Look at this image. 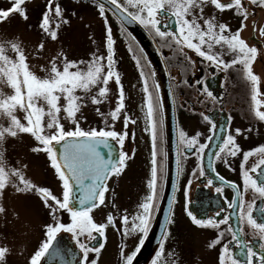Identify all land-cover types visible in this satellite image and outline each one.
<instances>
[{
	"label": "snow or ice",
	"instance_id": "1",
	"mask_svg": "<svg viewBox=\"0 0 264 264\" xmlns=\"http://www.w3.org/2000/svg\"><path fill=\"white\" fill-rule=\"evenodd\" d=\"M26 2L29 0H10L11 8L0 9V24L7 21L13 14H18L23 20H27V10L23 7ZM54 3L55 8H53ZM246 3L258 9H264V0H230L228 3H223L222 0H104L98 4V11L105 20L107 54L93 55L90 61L85 62L69 60L63 52H58L48 62L47 68L41 67V71L46 73L43 77L32 70L29 55L33 54H26L18 38L0 41V216L6 212L3 206L5 191L13 188L20 194L36 195L48 209L52 220L45 225L46 238L32 254L28 264H42V262L52 264V261L60 255L56 242L61 232L72 235L82 253L81 264H98L104 243L90 246L81 238L86 237L90 242L97 240L98 235L106 240L105 233L109 226L122 232L125 237L140 236L137 247L130 255L125 256L126 245L120 246L122 264H133L149 235L154 214L158 211L157 183L160 173L158 172L157 138L160 123L158 114L161 108L160 85L153 79L156 73L151 68V62L146 59L143 49H139L140 55H136L133 48L135 37L127 33L130 36L128 51L133 53L132 58L139 71L142 90L145 94L144 107L147 120L145 130L149 133L152 142L151 179L148 183L150 191L144 202L139 205V211L131 217L124 214L117 218L109 213L106 223L99 224L92 216L95 209L107 206L106 194L109 192L107 182L113 176H120L127 166V160L131 159L122 151L128 132L126 130L117 132L115 124L122 119L124 128L127 129L129 124L136 123L126 113L124 85L121 74L116 69V41L112 28L107 22L106 13L111 11L113 15H116L122 27L125 24L141 25L153 37L159 38L161 48L172 49L192 66L196 62L185 49L194 53L201 61L208 62L209 66L224 72L237 71L249 84L253 116L258 121L264 122V111L261 110L264 108V99H261L264 97V92L260 88V77L253 69L259 50L255 46H250L241 36L247 27L249 17L253 15L246 7ZM106 4L111 8H106ZM209 6L221 13L226 10L233 11V14L240 18V26L232 31L227 24L219 23L215 15L206 17L205 9ZM53 14L56 18L55 28L52 27ZM68 23L60 4L56 3V0H47L46 11L38 25L41 32L52 41H56L61 24ZM253 30L254 32L258 30L259 36L264 37V27L259 29L254 27ZM44 51L45 43L41 41L35 48L33 58L43 59ZM225 55L231 56L232 59L225 60ZM110 82L116 84L118 96L115 107L105 114L101 112L99 106L108 102L111 91ZM5 87L11 89V94L4 92ZM204 91L213 100L216 99L207 87ZM89 103L97 106L95 111L103 118L104 128L85 130L81 127L84 119L82 109ZM18 112L23 113V119L17 115ZM109 118L112 121L111 124L108 123ZM203 118L210 124V134L206 142H200V133L189 137L186 132L178 129L179 144L187 152L195 150V155L200 162L199 177L206 175L205 152L214 140H219V144L214 156L209 157L207 163V168L212 172H215V161H223L227 164L229 158H235L242 153L243 191L239 185L226 181L217 173L216 178L222 185L235 189V199L227 202V209L234 211L228 212L220 220L198 219L191 211H188L187 215L196 226L201 228L220 229L221 225H228L226 231L232 237L229 244L235 242L236 247L242 250L241 254L247 258L246 264H253L254 257L258 260V264H264V206H256L257 199L264 201V145L244 151L237 143V137L244 136L247 139L246 133L253 131L251 127L246 130L237 128L233 133L230 129L231 117H229L228 126L218 125L206 115ZM4 121H7V125ZM62 121H67L73 127L66 129ZM22 134L30 135L37 142V146L31 149L32 152L47 155L49 166L61 182L60 196L27 178L25 173L27 165L13 166L6 158L4 147L6 139L17 138ZM219 134H223V139H220ZM113 142L119 145L120 151H117ZM252 157H258V159L248 166ZM191 175L196 177L197 171L194 170ZM212 184L213 180L208 179L207 185ZM190 186L191 181L188 187ZM223 190V187L216 188L218 193H222ZM249 191L253 193V199L246 203L244 197ZM112 206L115 209L114 203ZM227 209H221L216 216H221V212H226ZM254 212L257 213L259 221L253 215ZM61 213L69 215L70 223L62 222ZM233 216L240 221L241 225L250 227L262 241L259 245L260 253L241 239L244 235L243 227H233L230 224ZM117 219L120 221V228H117ZM169 223H172L171 215ZM164 231L167 234L168 230ZM224 236V231L218 232L217 238L210 247L220 245ZM165 239L166 235L161 238L160 253L164 252ZM9 253L10 249L7 246H0V264H6ZM90 253L95 254L94 259L89 260ZM220 264H241L228 244L223 245Z\"/></svg>",
	"mask_w": 264,
	"mask_h": 264
},
{
	"label": "flooded vegetation",
	"instance_id": "2",
	"mask_svg": "<svg viewBox=\"0 0 264 264\" xmlns=\"http://www.w3.org/2000/svg\"><path fill=\"white\" fill-rule=\"evenodd\" d=\"M223 3H228L230 0H222ZM249 11L253 13L247 21V27L241 33L242 38L250 45L255 46L259 50V56L253 65L254 72L260 77L261 91L264 92V37L259 36V31L254 32V27L259 29L264 27V9H258L256 6L246 3ZM205 15H215L219 23L227 24L232 31H235L240 26V18L233 14V11L226 10L220 12L214 7L209 6L205 9ZM113 18V17H112ZM114 19V18H113ZM167 22V21H165ZM118 25V23H117ZM119 27V34L122 39L119 40L126 49L129 56L132 58L133 53L128 51V44L130 36L125 30ZM145 29V28H144ZM146 32L155 42L161 57L166 66L168 73L170 88L173 96V102L176 115V131L178 143V158H179V174L177 186L174 194L173 203L171 205L169 216L171 215L172 223H169V216L163 228L162 236L166 235L164 240V252L160 253L161 238L155 246L153 255L148 264H220V257L223 254V245L228 244L231 252L241 264H246V256L242 255V250L236 247V243L229 244L232 240L230 233L226 231L228 225H221L220 229L201 228L196 226L191 218L187 215L191 211L198 219L214 218L220 220L228 212H233L232 209H227V202L235 199V189L222 185L221 181L216 178V174L224 177L226 181L233 182L241 187L243 191L242 179V153L235 158H229L228 163L223 161H215V172L207 168L208 159L214 156L219 140H214L209 149L205 152V171L204 177H199L198 168L199 160L195 155V150L187 152L186 149L178 142V129L183 130L189 137L200 133V142H206L207 136L210 134V124L204 120V116H208L213 122L218 125H229V117H231L230 129L233 131L239 128L246 130L252 128V132H247V139L244 136L237 137V143L244 151L264 145V122L258 121L252 114L250 101V87L249 84L242 79L241 75L235 70L228 72L221 71L218 68L209 66L208 62L201 61L194 53L185 49L188 55L192 57L196 63L194 66L184 61L178 53H174L172 49L161 48V41L159 38L153 37L147 29ZM122 40H126L122 42ZM121 44H117L120 48ZM136 55H140L139 48L136 43L133 45ZM119 50L117 49V52ZM126 57L127 54H126ZM117 61L116 68L118 69L120 58L115 54ZM133 59V58H132ZM225 60H231L232 57L225 55ZM128 65V64H127ZM126 65V66H127ZM131 69L136 71V80L129 81L130 84L124 83L123 73L121 74L122 84L125 90V105L126 113L133 120L135 124H129L127 129L124 128L122 119L115 124L117 132H128V138L125 140L122 151L128 154L131 159L127 160V166L120 176H113L108 182L107 186L109 192L106 194V205L95 209L92 216L99 224L106 223V217L112 213L114 217L121 215L133 216L139 211V205L144 202L145 197L149 194L148 183L151 179V159H152V142L149 133L145 130L147 128L145 94L142 90V83L137 82L138 69L135 61L129 65ZM148 70L147 68L145 69ZM156 81L155 77L153 78ZM141 81V78H140ZM187 81V83H185ZM151 83V82H150ZM135 84V86H134ZM116 86V84H115ZM135 87V90H134ZM205 87L216 97L215 100L207 95L204 91ZM135 92H134V91ZM139 92V93H138ZM114 107L118 96L117 86L114 91ZM264 99V97H261ZM113 107V108H114ZM103 109V107H101ZM112 108V109H113ZM264 111V108L261 109ZM104 112V109H103ZM105 113V112H104ZM123 115V114H122ZM138 117H142L138 118ZM160 121L158 125L157 138V159H158V202L156 207L159 211L160 199L163 191L165 176H166V148H165V125L162 110L158 114ZM143 122V129L139 127ZM146 122V126H144ZM100 125V128H104ZM146 136V137H145ZM220 139H223V134H219ZM117 151H120L119 145L113 142ZM258 157L250 158L248 166H251ZM197 171V176L193 177L191 173ZM55 173V172H54ZM56 175V174H55ZM208 179L213 180L211 186L207 185ZM191 181V186L188 187ZM217 187H223V192L218 193ZM62 190V189H61ZM246 203L251 202L253 193L249 191L244 197ZM115 204V209L112 204ZM256 206H264V201L256 200ZM221 209H227L226 212H221V216H216V213ZM126 210V211H125ZM158 211L154 214L151 222L149 235L151 234L154 224L156 222ZM253 215L259 217L254 212ZM64 223H70L69 219L62 220ZM117 228L121 227L119 219L116 220ZM233 227H243L244 235L241 237L249 246L253 247L258 253L261 252L259 245L262 241L247 225H241L240 221L233 216L230 220ZM167 229V234H165ZM224 231L225 236L220 245L210 247V244L217 238L218 232ZM64 233V232H61ZM69 244L78 251L77 257L72 258L70 262L68 253L60 252V255L52 261V264H81L82 253L70 233H66ZM93 235H97L93 233ZM106 240L97 235L98 246L99 243H104L99 257L98 264H122L120 259V246L126 245L125 256L130 255L138 245L140 236H123L122 232L117 231L112 226L106 229ZM148 235V236H149ZM82 241L89 243L90 246L93 241H88L86 237L81 238ZM96 241V240H95ZM94 241V242H95ZM93 244V243H92ZM65 248V245H58L59 251ZM37 250V249H36ZM35 250V251H36ZM158 253L160 255L158 256ZM71 256V255H70ZM95 254H89V260L94 259ZM227 261V257H225ZM253 264H258V260L254 257Z\"/></svg>",
	"mask_w": 264,
	"mask_h": 264
},
{
	"label": "rangeland",
	"instance_id": "3",
	"mask_svg": "<svg viewBox=\"0 0 264 264\" xmlns=\"http://www.w3.org/2000/svg\"><path fill=\"white\" fill-rule=\"evenodd\" d=\"M56 3L60 4L64 10V17L69 21L66 25L61 24L56 41L46 37L38 27L42 15L46 11L47 0H29V2H26L23 7L27 10V20H23L18 14H13L7 21L0 24V41L18 38L22 42L26 54L31 53L34 55L36 46L41 41L45 43L43 59H34L33 55H29L32 70L41 77L46 74L41 71V67L47 68L48 62L58 52H63L69 60L85 62L90 61L93 55L107 54L105 20L101 17L97 6L90 1L81 0H56ZM11 7L10 0H0V9ZM53 8H55V3ZM107 17V22L112 28L113 37L116 41L115 54L120 58L118 71L126 76L124 83L130 84L129 81L137 79L136 71L129 66L133 63V59L127 53L125 46L119 41L123 36L119 34L117 23L109 14H107ZM55 21L56 18L53 14V28H55ZM125 41L122 40V42ZM118 43L121 44L120 48H117ZM126 54L128 57H126ZM137 82H141L140 78ZM109 88L111 91L108 102L99 106L101 112L104 109L105 114L114 107L115 83L110 82ZM3 90L5 93L11 94V89L5 87ZM78 94L82 93L78 92ZM61 103L63 104V100H61ZM96 107L89 103L87 107L82 109L84 119L81 127L85 130L89 128L99 130L100 125H103V118L97 115ZM17 115L23 119V113L18 112ZM138 118L142 119V117ZM62 122L65 124L66 129L73 127L67 121ZM4 123L7 125V121H4ZM108 123H112L110 118ZM144 126H146V122H144ZM139 127L143 129V122ZM35 146H37V142L28 134H22L17 138L8 137L4 144L6 158L13 166L27 165L25 169L27 178L38 186L51 189L55 195L60 196L62 193L61 182L49 166L47 155L31 151ZM3 206L6 212L3 216H0V246H7L10 249V253L6 257V264H28L32 254L46 238L45 225L52 222L48 209L44 207L42 201L36 195L20 194L13 188L6 189ZM60 215L62 220L70 218L67 213H61Z\"/></svg>",
	"mask_w": 264,
	"mask_h": 264
},
{
	"label": "water",
	"instance_id": "4",
	"mask_svg": "<svg viewBox=\"0 0 264 264\" xmlns=\"http://www.w3.org/2000/svg\"><path fill=\"white\" fill-rule=\"evenodd\" d=\"M91 1L97 5L101 2H104V0ZM106 8H111V6L106 4ZM108 12L121 25V21L117 18V16L113 15L111 11ZM122 28L124 30L126 29L127 33H130L131 36L135 37L136 45H138L139 49H143L146 59L151 62V68L156 73L155 79L157 81L156 83L160 85L159 98L165 125L166 176L160 199L159 211L151 234L145 239L143 246L140 248V251L137 253L133 262V264H148L153 255L155 246L158 244V241L162 236L163 228L167 222L169 211L173 203L178 181L179 158L176 115L166 66L155 42L146 32V30L139 24H125ZM94 241L92 242L93 244L91 243V245L98 243L97 240L95 242ZM69 243L70 242L66 233H60L57 237L56 247L58 248V245L62 244L65 245V248L62 247L60 252L68 253L69 256L67 258L70 259V262H73L72 258L75 259L77 257L78 251L72 246H68L66 248V245Z\"/></svg>",
	"mask_w": 264,
	"mask_h": 264
},
{
	"label": "trees",
	"instance_id": "5",
	"mask_svg": "<svg viewBox=\"0 0 264 264\" xmlns=\"http://www.w3.org/2000/svg\"><path fill=\"white\" fill-rule=\"evenodd\" d=\"M107 14H109V13L107 12Z\"/></svg>",
	"mask_w": 264,
	"mask_h": 264
}]
</instances>
